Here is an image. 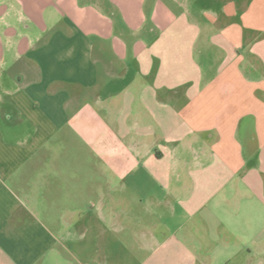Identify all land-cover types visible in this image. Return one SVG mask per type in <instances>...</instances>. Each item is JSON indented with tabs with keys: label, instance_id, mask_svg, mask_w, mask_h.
Here are the masks:
<instances>
[{
	"label": "crops",
	"instance_id": "crops-1",
	"mask_svg": "<svg viewBox=\"0 0 264 264\" xmlns=\"http://www.w3.org/2000/svg\"><path fill=\"white\" fill-rule=\"evenodd\" d=\"M202 26L0 0V264H264V33Z\"/></svg>",
	"mask_w": 264,
	"mask_h": 264
},
{
	"label": "rangeland",
	"instance_id": "rangeland-1",
	"mask_svg": "<svg viewBox=\"0 0 264 264\" xmlns=\"http://www.w3.org/2000/svg\"><path fill=\"white\" fill-rule=\"evenodd\" d=\"M167 1L178 8L187 21L202 22L204 27L201 28L215 43L212 41L209 47L202 38L201 47L208 45L211 54H228L222 49V40L231 42L240 54H249L253 41L264 33V0H179L178 6L177 0ZM206 21L210 25L206 26Z\"/></svg>",
	"mask_w": 264,
	"mask_h": 264
}]
</instances>
